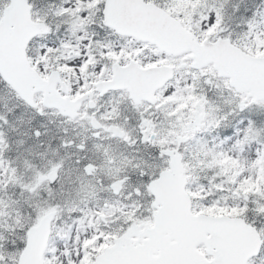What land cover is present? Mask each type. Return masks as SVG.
I'll use <instances>...</instances> for the list:
<instances>
[{"label":"snow or ice","instance_id":"obj_1","mask_svg":"<svg viewBox=\"0 0 264 264\" xmlns=\"http://www.w3.org/2000/svg\"><path fill=\"white\" fill-rule=\"evenodd\" d=\"M0 264H264V0H0Z\"/></svg>","mask_w":264,"mask_h":264}]
</instances>
